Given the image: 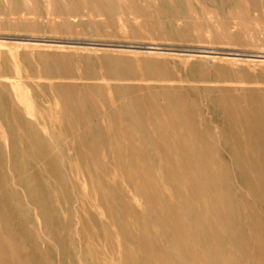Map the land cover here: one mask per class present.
<instances>
[{
    "label": "bare ground",
    "instance_id": "1",
    "mask_svg": "<svg viewBox=\"0 0 264 264\" xmlns=\"http://www.w3.org/2000/svg\"><path fill=\"white\" fill-rule=\"evenodd\" d=\"M32 1L0 4V26L38 33L44 11L62 22L50 32L69 31L87 8L109 27L129 13L139 23L119 16L122 27L147 36L176 17L180 39L195 28L227 39V18L240 31L249 11L264 13V0ZM217 14L216 27L195 21ZM9 74L4 66L0 264H264V92L61 81L29 87L30 101L3 83Z\"/></svg>",
    "mask_w": 264,
    "mask_h": 264
},
{
    "label": "rangeland",
    "instance_id": "2",
    "mask_svg": "<svg viewBox=\"0 0 264 264\" xmlns=\"http://www.w3.org/2000/svg\"><path fill=\"white\" fill-rule=\"evenodd\" d=\"M8 1L16 2V0H0V4L7 5ZM29 1L31 3H28ZM36 1L41 7L45 6L44 3L46 4L45 0ZM32 2L27 0L28 5H32L34 3ZM249 12L244 17L249 25L248 28L251 27L249 30L246 28L239 31L233 24L238 21V18L226 19L233 27L230 29V38L225 39L221 34L218 36L215 32L199 31L195 28L189 30L187 35L184 34V39H180L179 34L183 30H180L181 23L176 17L170 20L173 27L166 29L165 34L148 33L149 36H147L143 30L136 33L128 27L123 28L119 21L123 14L116 13L113 16L115 24L109 27L103 24L106 23V16L91 12L87 8H80L76 17H69L71 29L69 31L61 29L55 33L48 30L49 24L55 23L54 26L61 27L60 18L50 16L52 20H48V15L41 11L40 17L43 18H36L42 28L38 33L17 32L9 29L7 31L0 26V37L78 43L33 42L0 38V54H5L7 59V62L0 60V72L4 71V66L12 70V74H9L7 79L1 78V80L3 79V83L9 87L10 91L20 93L30 101L33 95L31 87L61 81L93 83L102 87L168 86L193 90L196 94L199 93V96L202 92L219 87L232 88L236 92H264V13L254 10ZM217 15L212 16L213 19L208 17L209 15L200 16L195 21L200 25L207 22L216 27L217 20L223 19L221 14ZM0 16V20L7 18L5 15ZM28 17L30 16L26 18L23 16L21 20H33L32 17ZM123 18L130 23H139V19L135 22L129 13H124ZM4 20L0 21L1 25ZM93 24L104 26L94 28ZM10 51H15L18 55H26V65L19 60V56L11 57ZM38 55H41V58ZM31 73L36 78L26 79L25 77ZM61 76L67 78L60 79Z\"/></svg>",
    "mask_w": 264,
    "mask_h": 264
}]
</instances>
